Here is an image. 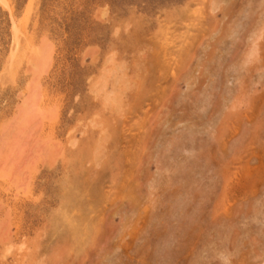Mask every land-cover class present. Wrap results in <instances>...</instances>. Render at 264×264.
Wrapping results in <instances>:
<instances>
[{"label":"rangeland","instance_id":"374dc122","mask_svg":"<svg viewBox=\"0 0 264 264\" xmlns=\"http://www.w3.org/2000/svg\"><path fill=\"white\" fill-rule=\"evenodd\" d=\"M263 260L264 0H0V264Z\"/></svg>","mask_w":264,"mask_h":264},{"label":"bare ground","instance_id":"6f19581e","mask_svg":"<svg viewBox=\"0 0 264 264\" xmlns=\"http://www.w3.org/2000/svg\"><path fill=\"white\" fill-rule=\"evenodd\" d=\"M4 3V2H3ZM16 34V33H15ZM17 49V48H16ZM261 264H264V260L261 262Z\"/></svg>","mask_w":264,"mask_h":264}]
</instances>
